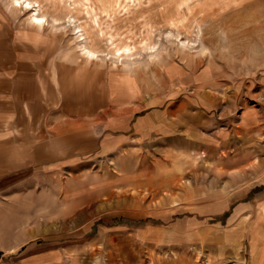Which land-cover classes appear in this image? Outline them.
Instances as JSON below:
<instances>
[{
	"label": "rangeland",
	"instance_id": "374dc122",
	"mask_svg": "<svg viewBox=\"0 0 264 264\" xmlns=\"http://www.w3.org/2000/svg\"><path fill=\"white\" fill-rule=\"evenodd\" d=\"M0 84L48 264H264V0H0Z\"/></svg>",
	"mask_w": 264,
	"mask_h": 264
},
{
	"label": "crops",
	"instance_id": "0c3cea01",
	"mask_svg": "<svg viewBox=\"0 0 264 264\" xmlns=\"http://www.w3.org/2000/svg\"><path fill=\"white\" fill-rule=\"evenodd\" d=\"M15 61L14 58L11 69L15 68ZM1 92L0 84V251L3 252L0 264H48L50 261L58 260L62 255L55 251V248L49 249L42 245V248L27 246L32 214L29 208L21 211L17 209L16 200L20 197L18 195L24 192L15 189L26 179V173L18 172V167L26 168L32 173L33 166L36 170L40 168L41 172L46 174L49 171L46 168L49 162L45 155L36 153V149L34 150L29 142L12 137L10 130H13L14 125L11 116L16 110L15 92ZM53 145L56 149H61L57 144L53 143ZM51 165L59 167L64 163L57 162ZM24 206H28V203L24 202ZM39 234L41 232H36V235ZM16 253H19L18 256ZM6 256L10 260L4 259Z\"/></svg>",
	"mask_w": 264,
	"mask_h": 264
},
{
	"label": "bare ground",
	"instance_id": "6f19581e",
	"mask_svg": "<svg viewBox=\"0 0 264 264\" xmlns=\"http://www.w3.org/2000/svg\"><path fill=\"white\" fill-rule=\"evenodd\" d=\"M13 2L18 4V3H20V0H13ZM26 3H27V5L30 4V2H28V1ZM38 14L39 13H37V11H36V13L34 15H32V20L34 21V23L40 24L41 22H43V19H45V18L40 17ZM86 50H88V49H86ZM86 53L88 55V58H91L94 55V52H92V51H87Z\"/></svg>",
	"mask_w": 264,
	"mask_h": 264
},
{
	"label": "trees",
	"instance_id": "16d2710c",
	"mask_svg": "<svg viewBox=\"0 0 264 264\" xmlns=\"http://www.w3.org/2000/svg\"><path fill=\"white\" fill-rule=\"evenodd\" d=\"M141 221H145L144 219H140Z\"/></svg>",
	"mask_w": 264,
	"mask_h": 264
}]
</instances>
